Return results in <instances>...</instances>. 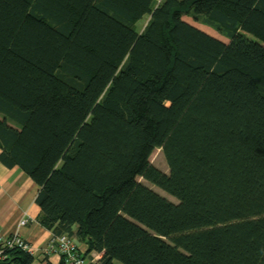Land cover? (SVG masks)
<instances>
[{
  "label": "trees",
  "instance_id": "16d2710c",
  "mask_svg": "<svg viewBox=\"0 0 264 264\" xmlns=\"http://www.w3.org/2000/svg\"><path fill=\"white\" fill-rule=\"evenodd\" d=\"M0 161L89 264H264V0H0Z\"/></svg>",
  "mask_w": 264,
  "mask_h": 264
},
{
  "label": "crops",
  "instance_id": "0c3cea01",
  "mask_svg": "<svg viewBox=\"0 0 264 264\" xmlns=\"http://www.w3.org/2000/svg\"><path fill=\"white\" fill-rule=\"evenodd\" d=\"M38 185L18 166L8 167L0 161V237L16 234L33 246L32 264H45V257L58 264L61 256L45 251L53 233L40 223L41 208L36 202ZM26 220L25 225L21 221ZM85 251L83 243H78ZM38 251L42 252L40 259Z\"/></svg>",
  "mask_w": 264,
  "mask_h": 264
},
{
  "label": "built area",
  "instance_id": "2783aa9c",
  "mask_svg": "<svg viewBox=\"0 0 264 264\" xmlns=\"http://www.w3.org/2000/svg\"><path fill=\"white\" fill-rule=\"evenodd\" d=\"M25 224L26 220H22L21 225ZM13 247H18L34 254L33 246L23 240L19 234L10 237H0V264H3L5 258L4 249ZM45 251L64 256L67 264H89L77 243L68 234L53 235L45 247Z\"/></svg>",
  "mask_w": 264,
  "mask_h": 264
},
{
  "label": "rangeland",
  "instance_id": "374dc122",
  "mask_svg": "<svg viewBox=\"0 0 264 264\" xmlns=\"http://www.w3.org/2000/svg\"><path fill=\"white\" fill-rule=\"evenodd\" d=\"M184 19L188 22H190L191 24L203 29L205 32H208L216 37H218L221 40H224L226 42L229 41V39L223 35H221L220 33H218L217 31H215L213 28L209 27L208 25L203 24L200 20H196L195 18L191 17V16H184ZM149 20V14L144 15L138 22H137V28H139L140 30L142 28H144V26L147 24ZM150 162L160 168L162 171L169 173V167L167 165L166 159L164 157L163 152H161L159 149H155L151 156H150ZM139 181L145 183L146 185H149L151 188H153L154 190H156L157 192H159L160 194L166 196L167 198H169L170 200H172L173 202H177V199L174 198L173 196H171L170 194H168L167 192L163 191L162 189H160L159 187H157L156 185L151 184L150 182L144 180L143 178L139 177L138 178ZM73 240L77 243V241L73 238ZM79 243V242H78ZM78 245V244H77ZM79 246V245H78ZM81 248V247H79ZM82 250V249H80ZM84 253V252H83ZM39 257L41 259L42 257V252L38 251ZM93 259L97 260L100 255L97 253H93ZM89 261V260H88ZM117 264H121L120 262L116 261Z\"/></svg>",
  "mask_w": 264,
  "mask_h": 264
},
{
  "label": "bare ground",
  "instance_id": "6f19581e",
  "mask_svg": "<svg viewBox=\"0 0 264 264\" xmlns=\"http://www.w3.org/2000/svg\"><path fill=\"white\" fill-rule=\"evenodd\" d=\"M157 149H159L160 151H161V149L160 148H157ZM162 152V151H161Z\"/></svg>",
  "mask_w": 264,
  "mask_h": 264
}]
</instances>
